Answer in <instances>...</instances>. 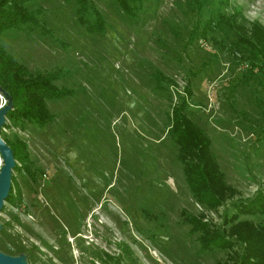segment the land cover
Listing matches in <instances>:
<instances>
[{
    "label": "rangeland",
    "instance_id": "obj_1",
    "mask_svg": "<svg viewBox=\"0 0 264 264\" xmlns=\"http://www.w3.org/2000/svg\"><path fill=\"white\" fill-rule=\"evenodd\" d=\"M26 5L37 23L3 30L1 44L31 72L57 70L56 84L74 92L46 99V123L3 129L27 141L36 180L13 171L21 194L0 210V250L28 264L234 261L241 243L201 249L181 211L222 224L234 203L264 191V73L222 19L264 25V0H141L132 13L89 0L87 19L104 18L97 32L79 21L75 0ZM187 82L186 111L235 187L216 208L194 199L168 132ZM240 217L264 224V213Z\"/></svg>",
    "mask_w": 264,
    "mask_h": 264
},
{
    "label": "trees",
    "instance_id": "obj_2",
    "mask_svg": "<svg viewBox=\"0 0 264 264\" xmlns=\"http://www.w3.org/2000/svg\"><path fill=\"white\" fill-rule=\"evenodd\" d=\"M30 0H0V33L22 24L37 23L35 12L26 2ZM76 14L80 22L86 23L88 31H102L104 18L96 10L93 20L86 14L89 0H75ZM141 0H116L117 4L128 13H132V3ZM223 17V16H222ZM229 31L235 30L234 46L244 52L250 68L257 66L264 73V25L257 19L247 30L245 24L236 22L234 14L224 16ZM57 70L31 72L27 67L6 52L0 42V87L12 98V108L6 112V120L1 128V135L11 146L15 165L11 174V187L5 201H14L20 197V189L15 185L14 170H24L32 180H36V171L32 167L28 143L20 135L11 139L3 135V129L13 125H23L25 121L44 124L52 118L47 105V98H60L74 92L67 86H59L55 79ZM159 79V76H158ZM161 86L159 79L156 84ZM185 93L171 105L168 132L177 144V158L182 165L184 179L195 200L208 208H216L228 195L235 192V187L227 183L211 147V140L205 130L191 119L186 111L188 99L192 94L189 82L184 86ZM1 157V155H0ZM236 210L225 215L222 224L205 220L198 214L181 211L184 220L190 224L189 230L197 232L201 249L216 247L231 249L241 243L240 251L234 261H216L211 264H264V224L256 223L240 214L264 213V191H257L251 198L234 203ZM4 208V204L1 209ZM126 246V244H124ZM126 249V248H125ZM228 254V256L230 255ZM108 258L112 255L106 252ZM229 257H232L229 256ZM113 264H124L120 257L113 259ZM206 264V263H203Z\"/></svg>",
    "mask_w": 264,
    "mask_h": 264
},
{
    "label": "water",
    "instance_id": "obj_3",
    "mask_svg": "<svg viewBox=\"0 0 264 264\" xmlns=\"http://www.w3.org/2000/svg\"><path fill=\"white\" fill-rule=\"evenodd\" d=\"M0 93H2L6 99V103L0 105V210L5 202V198L11 187V174L15 165V157L11 146L4 140L1 135V128L6 120V112L12 108V98L8 92L0 87ZM1 227V223H0ZM0 264H28L26 255L24 253L9 254L0 250Z\"/></svg>",
    "mask_w": 264,
    "mask_h": 264
}]
</instances>
